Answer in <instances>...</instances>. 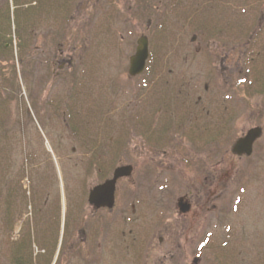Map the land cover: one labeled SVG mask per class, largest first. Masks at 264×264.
Segmentation results:
<instances>
[{
	"label": "rangeland",
	"instance_id": "374dc122",
	"mask_svg": "<svg viewBox=\"0 0 264 264\" xmlns=\"http://www.w3.org/2000/svg\"><path fill=\"white\" fill-rule=\"evenodd\" d=\"M220 1L225 3L91 0L88 7L84 0H16L10 7V0H0L2 16L10 8L12 33V25L23 30L29 27L30 32L22 62L15 46L13 60L0 57V264H264L261 143L251 157L223 167L227 172L221 175L230 179L220 185L222 197L215 224L208 216L198 233L157 231L164 213L170 222L178 219L173 212L167 213L175 200L171 181L149 193L148 205L142 202L144 192H138L140 209L145 204L143 213L136 209L133 213L130 199L118 201L109 218L87 204L88 192L111 176L118 164L115 161L103 167L102 161L109 154L95 163L96 159L91 160L92 155L86 153L89 146H101L102 142L113 148L114 132L123 150L130 151L132 146V123L128 119L121 123L118 117L122 107L131 106L132 100L147 93L162 96L167 79L184 82L182 75H175L182 69L194 68L187 82L193 83L195 78V83H205L196 75L200 56L191 51L179 53L175 48L188 44L199 21L202 29H213L223 13ZM72 3L76 6L67 26ZM232 3L236 44L244 31L251 37V50L241 56V72L236 74L237 82L244 80L241 86L250 89L245 97L236 89L227 100L231 105L226 112L234 113L233 132L219 135L220 150L230 149L243 129L257 125L264 130V91L253 90L264 84V22L260 23L264 21V0ZM78 5L86 7V15L82 7L79 15L76 13ZM0 25V29L5 28V22L0 21ZM62 28L64 32H59ZM142 35L149 39L147 66L155 73L151 79L146 71L131 90V84L123 85L125 76L119 73L128 67ZM258 57L260 63L254 62ZM62 63L63 69L58 71ZM170 69L173 72L168 75ZM74 76L83 83L71 90L86 93L84 99L74 93L68 96ZM130 109L127 107L124 114ZM127 117L130 120L131 114ZM99 130L105 134L101 138L94 134ZM90 136L94 137L86 139ZM124 159L131 162L129 156ZM118 187L119 195H132L128 180H122ZM161 198L163 204L149 208Z\"/></svg>",
	"mask_w": 264,
	"mask_h": 264
},
{
	"label": "flooded vegetation",
	"instance_id": "af4514ba",
	"mask_svg": "<svg viewBox=\"0 0 264 264\" xmlns=\"http://www.w3.org/2000/svg\"><path fill=\"white\" fill-rule=\"evenodd\" d=\"M222 1H225L224 4L220 1V4L223 5L221 8L223 13L214 22L213 29L210 32L202 29V22L199 21L188 44L175 48L179 53L191 51L195 56H200L198 62L201 66H195L196 75H198L197 78L200 77V82L205 83L203 85L199 82L195 83V78L193 83L187 82L186 80L193 73L191 71L194 68L192 70L190 68L188 71L182 69V72L179 71L175 75L177 77L182 75L180 79H183L184 82L176 83L174 80L167 79L164 82L162 98L155 99L151 93H147L146 96L143 95V98L138 97L132 100L131 106L122 107L124 110L127 107L131 108L129 114H124L125 111L122 110L118 116L122 119L121 123L126 119L132 123L133 143L131 142L130 151L122 149L115 132L116 139H114L113 148L106 147L107 145L102 142L101 146L88 148L86 153L92 155L91 160L96 159L95 163L101 161L103 155L107 154H109L108 157L104 156L102 161L103 167L108 168L115 161L118 163L113 168L111 176L106 177L104 181L112 178L113 171L117 167L130 166L131 168L129 178L119 179L116 182L113 208L97 211L91 209L104 218H109L111 213L117 209L116 203L123 199H130L133 213H135V209L137 213L138 210H142L141 213H143L145 204L140 209L138 204L140 194L138 192L140 190L144 192L142 202L148 205L151 199L149 193L156 190L158 186H163L167 181H171L175 200L169 206L167 213L173 212V215L178 216V219L170 222L167 219V214L164 213L156 227L158 232L162 234L184 233L188 230V232L198 233L197 228L201 227L203 219H207L210 215L215 224L214 218L219 212L218 202L222 197L220 185L230 179L228 175H221V172H227L223 167L225 165L232 166L235 163L234 160L239 162L246 159L234 156L230 151L231 147L230 149L224 147L222 150L219 147V135H230L233 132L231 123L234 113L233 110L226 112V109H230L231 105V101L227 100L232 99L236 89L244 92V97L249 94L247 91L250 89L236 83V74L241 72V68L238 67L241 56L251 50V37H249L250 35L246 36L244 31L242 40L237 41L239 43L236 44L231 27V25L233 26L231 13L234 8L232 3L234 0ZM86 4L88 7L92 6L91 0H84V5ZM84 15L86 14L84 13ZM263 22L260 20V23ZM147 27L149 29L151 24L148 23ZM202 34H206V36L204 37ZM236 55L239 56L236 57ZM207 62L210 63V66L204 68L202 64ZM63 63L65 62L63 61ZM63 63L58 70L63 69ZM122 71L119 74L125 76L123 83L128 86L131 84V90L135 82L146 71H148L146 75H150L151 79L155 73L154 69L149 66H146L143 74L137 77H130L127 74L128 67L122 68ZM172 72L173 69H170L167 74L170 75ZM261 89H263L260 90L262 93L264 86ZM225 100L226 102L223 103ZM219 109H222L220 113ZM130 114L131 119L129 120L127 115ZM261 127L263 130V126ZM245 133L246 130L243 129L239 137ZM99 135L103 137L102 133ZM258 143H261L258 146L259 151L264 153L262 137L255 141L253 151ZM123 156L125 158L129 156L131 162H125V159L122 161ZM122 180H128L130 183L132 191L130 197L119 195L118 185ZM162 202L161 198L149 208L156 204H163ZM138 221L139 218L135 220L136 223ZM173 224L176 226L172 227ZM82 234L84 235L83 232ZM158 242L162 244L163 241L159 238Z\"/></svg>",
	"mask_w": 264,
	"mask_h": 264
},
{
	"label": "water",
	"instance_id": "95a60500",
	"mask_svg": "<svg viewBox=\"0 0 264 264\" xmlns=\"http://www.w3.org/2000/svg\"><path fill=\"white\" fill-rule=\"evenodd\" d=\"M148 56L147 42L145 38H141L138 41L136 53L130 58V75L134 76L140 74L144 68L145 61ZM261 132L259 129L251 130L247 135L240 139L233 147V153L237 155L251 154V148L253 142L259 138ZM130 175V168H118L114 172L112 180L107 181L103 185L93 188L89 193L88 202L95 207H112L114 185L118 178L128 177Z\"/></svg>",
	"mask_w": 264,
	"mask_h": 264
},
{
	"label": "trees",
	"instance_id": "16d2710c",
	"mask_svg": "<svg viewBox=\"0 0 264 264\" xmlns=\"http://www.w3.org/2000/svg\"><path fill=\"white\" fill-rule=\"evenodd\" d=\"M13 1L16 2V0ZM6 14L7 15L5 16L4 13L3 16L2 13L0 14L1 17L0 21H3V23L5 22V28L3 27L2 29H0V57L3 58L4 56L6 57L9 56L10 59L13 60L14 46H15L20 56L19 61L22 62L24 53H26V50L28 48L26 36L30 33L25 32V30L15 25V36L13 38L11 35V25H10L11 22L9 18V9H7ZM14 67L15 66L12 63L11 68L14 69ZM11 75L15 76V72L13 71Z\"/></svg>",
	"mask_w": 264,
	"mask_h": 264
}]
</instances>
